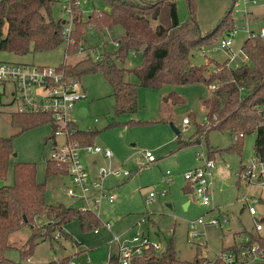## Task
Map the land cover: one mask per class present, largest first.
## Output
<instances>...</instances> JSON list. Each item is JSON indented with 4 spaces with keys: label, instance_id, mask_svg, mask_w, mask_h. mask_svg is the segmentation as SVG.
Returning a JSON list of instances; mask_svg holds the SVG:
<instances>
[{
    "label": "rangeland",
    "instance_id": "1",
    "mask_svg": "<svg viewBox=\"0 0 264 264\" xmlns=\"http://www.w3.org/2000/svg\"><path fill=\"white\" fill-rule=\"evenodd\" d=\"M75 3L82 12L83 19L92 12L108 11L104 0H77ZM192 4L195 24L198 31L204 34L219 23L231 8L232 0H192ZM63 7L61 1L53 3L51 16L53 19L64 18L69 23L70 11L66 8L62 12ZM175 10L178 24H184L188 19L186 1L176 0ZM230 17L234 26L230 50L237 53L246 39L245 28L255 34L264 29V0H244V3L239 1L238 6L232 8ZM121 35L119 27H113L110 33L103 35L90 32L85 37L83 49L88 46L96 47V54L92 57L97 56L103 43H106L105 49L111 50L115 43L109 41ZM225 37L223 35L221 38ZM261 41L264 44V39ZM64 49L65 45L62 43L52 50L24 56L0 53V62L58 67L65 57ZM83 53L81 51L76 57H68L64 61L72 64L83 57ZM225 58L226 52L217 50L216 43H213L211 47L192 51L190 62L192 66H200L207 60L222 63ZM239 58L240 55H237L236 59ZM139 63V54L128 55L119 67L127 70ZM123 80L137 84V78L128 72L124 73ZM79 85L85 93V100L73 107L75 125L82 131L95 130L97 134L93 137L92 144L106 148L111 153V160L106 163L101 161L98 167L107 168L110 165L113 169L128 172L130 177L118 179V184L111 177L102 180L104 189L110 188L113 201L99 202L95 214L100 225L95 232L92 229L81 231L73 220L62 228L70 240L64 236L39 240L25 260L20 257L19 252L23 249L30 228L24 227L9 237L11 249L4 254L7 260L16 264H47L67 258L68 264H106L108 251L111 254L115 251L118 256L119 246L112 242L113 238L122 243L141 234L158 245L154 250L157 256L171 241L177 261L192 262L198 254L212 262L222 248L237 245L245 233H255L253 225L256 223L262 229L257 235L264 238V190H259L255 185L250 186L252 184L240 178L244 174V170L241 173L244 165L254 158V134L244 136L240 153L217 152L230 146V135L227 132H209L204 145L194 144L197 140L194 135L195 125L202 123L204 114L199 99L209 94L205 86L194 84L164 87L161 90L139 87L136 90L135 111L116 115L111 88L99 73L81 77ZM170 91L177 93L184 102L175 106L162 103L161 97ZM7 99V94L0 96V138L9 140L11 154L7 158L5 176L0 180V186H10L13 183V167L16 164L29 163L34 166L35 182L44 183V200L47 203L81 209L82 203L74 202L65 195V189L69 186L66 176L52 174L44 178L45 162L51 150L50 127L44 124L24 130L15 127L10 122L12 108L7 104ZM184 118L188 120V125H182ZM171 126L179 132L178 136L173 133ZM55 140L58 144L61 143L60 137ZM206 146L208 150L216 151L214 157H206ZM145 152L154 157L153 163L146 164L145 159L141 160ZM205 158L214 164L209 205L206 207L191 196V188L182 178L186 171L199 167ZM84 161L85 158L83 163ZM166 172L168 176H165ZM166 177L171 181L166 182ZM184 186L188 188V195L181 192ZM162 190L165 191L163 197L155 196L152 201H145L147 193L158 195ZM249 197L259 198L254 205L255 218H251L246 210ZM184 203L188 204L186 209H183ZM148 217L151 222L147 227ZM211 218L218 221L224 219L226 223L217 228L197 226L194 229L195 237L192 240L187 238L191 223ZM260 219H263L261 223L258 222ZM43 223V218L36 220L37 225ZM105 223L108 228L104 226ZM146 231L149 235L144 234ZM54 236L55 234L53 238ZM81 247L84 248L83 251Z\"/></svg>",
    "mask_w": 264,
    "mask_h": 264
},
{
    "label": "trees",
    "instance_id": "2",
    "mask_svg": "<svg viewBox=\"0 0 264 264\" xmlns=\"http://www.w3.org/2000/svg\"><path fill=\"white\" fill-rule=\"evenodd\" d=\"M59 1L62 2L0 0V53L24 56L52 50L62 43L65 45V61L84 52L83 57L72 64L63 61L58 70L69 80L77 82L83 76L99 73L111 88L116 115L135 111L136 90L139 87L161 90L164 87L201 84L209 90V94L199 99L204 114L202 123L195 125L197 140L194 144L204 145L209 132H227L230 146L217 152L240 153L244 136L254 134L253 155L264 158V44L261 39L245 37L240 47L245 62L236 67L227 66L226 60L222 63L207 60L200 66H192L190 62L192 51L211 47L223 35L227 36L234 30L230 17L232 5L211 31L201 34L193 18L192 0H185L188 19L184 24L177 22L176 0H104L108 11L92 12L85 19L75 3L77 0H67L63 3L62 12L66 8L70 11L69 23L64 18L53 19L51 16V6ZM68 24L70 31L65 35L63 30ZM113 27L121 28L122 35L109 41L115 43L111 50L105 49L106 43H103L93 61L91 58L96 54V47L83 49L86 35L90 32L108 34ZM135 54L140 56L138 66L127 70L119 67L128 55ZM125 72L134 75L137 84L125 82ZM161 102L175 106L184 101L170 91L161 97ZM48 121L46 115L10 112L11 124L20 130L48 125ZM67 130L70 139L81 146L92 145V139L97 134L95 130L82 131L75 125H70ZM205 150L207 158L216 152L208 150L207 146ZM10 154L9 140L0 138V180L5 176ZM52 174L65 176V170L46 161L44 178ZM44 189V183L35 182L34 166L29 163L16 164L13 167V183L0 186V264H16L7 260L4 254L11 249L9 237L24 227H29L30 232L19 255L27 260L39 240H52L56 236L70 240L62 228L73 220L83 232L100 225L94 213L47 203ZM185 189L188 194V188ZM39 218L44 219L41 225L36 224ZM255 233H245L246 245L256 244L264 251V238ZM171 245L170 241L159 256L151 248L145 249L140 257L132 258L128 264H221L219 256L208 262L198 254L192 262H179ZM238 246L239 243L222 248L218 255L234 253ZM68 261L62 258L47 264H68ZM107 264H118L117 255L107 257Z\"/></svg>",
    "mask_w": 264,
    "mask_h": 264
},
{
    "label": "built area",
    "instance_id": "3",
    "mask_svg": "<svg viewBox=\"0 0 264 264\" xmlns=\"http://www.w3.org/2000/svg\"><path fill=\"white\" fill-rule=\"evenodd\" d=\"M67 0H62L65 3ZM244 0H232L233 7L238 6V2ZM77 5V3H76ZM68 12V11H67ZM70 25H66L63 32L68 35ZM246 38H264V30L255 34L245 28ZM234 31H231L225 38L216 43V49L226 52V65L236 67L245 62V57L240 50L237 53L230 52L231 41ZM240 55L239 59H236ZM97 56L91 59L95 61ZM65 60V57L63 61ZM0 96L7 94V104L12 108V112L18 114H39L49 118L48 126L51 129L49 139L51 140V150L47 161L53 163L56 168H63L65 176L69 181V186L65 189V195L74 202L82 203L81 210L95 214L99 202L105 200L110 203L113 196L102 186V180L106 177L114 179H127L130 174L120 169H113L110 165L107 168L98 167L94 180L89 179L87 169L82 162V156H101L106 161H110L111 153L108 149L85 145L81 146L75 140L70 139L67 127L75 125L73 117V107L85 100V93L79 82L69 80L57 67L30 66L14 63L0 62ZM1 105V101H0ZM264 119V114L262 115ZM187 119L182 120V125H187ZM53 127V128H52ZM56 137H60L61 143L56 142ZM145 163H153L154 157L148 152L142 154L141 160ZM214 168L213 161L202 159L199 167L186 171L182 178L191 188V196L202 206L209 205V192L211 188V174ZM240 178L247 183L264 190V158L254 157L248 164L244 165ZM240 173V174H241ZM169 174L166 172L165 176ZM171 181L166 177V182ZM254 186V187H255ZM165 191H160L158 195L152 192L147 193L145 201L150 202L155 196L163 197ZM259 198H247L246 210L250 217L256 216L254 205ZM259 202V201H258ZM96 215V214H95ZM226 221L209 219L207 221L198 219L191 223L187 238L192 240L195 237L194 229L197 226H211L217 228ZM108 228L107 223L104 224ZM261 230L259 223L254 224V231ZM96 229H93L95 232ZM113 243L118 245V264H128L134 257H140L143 250L151 248L153 251L158 245L152 243L144 235L132 237L127 242L120 243L117 238H113ZM247 237L244 236L237 250L234 253H222L219 256L221 264H264V251L256 244L246 245ZM107 264V263H106Z\"/></svg>",
    "mask_w": 264,
    "mask_h": 264
},
{
    "label": "crops",
    "instance_id": "4",
    "mask_svg": "<svg viewBox=\"0 0 264 264\" xmlns=\"http://www.w3.org/2000/svg\"><path fill=\"white\" fill-rule=\"evenodd\" d=\"M264 30V29H263ZM232 44V43H231ZM230 52H232L231 50H230ZM233 53V52H232ZM226 58H227V56H226ZM226 58H225V60H226ZM76 124V123H75ZM188 125V124H187ZM76 127H77V125H75ZM83 158H85V161H84V165H85V167H86V169H87V172H88V175H89V179L90 180H94V178H95V174H96V170H97V167L100 165V163H101V161H103V163H106V160L105 159H103L101 156H82L81 157V159H82V162H83ZM111 160V159H110ZM47 161V160H46ZM107 162H109V161H107ZM111 164V163H110ZM149 164H151V163H149ZM240 166H241V164H240ZM239 166V167H240ZM196 168V167H195ZM130 177V176H129ZM128 177V178H129ZM112 178V177H111ZM114 179V178H113ZM116 180V183L118 184V179H115ZM102 186H103V184H102ZM185 188H187V187H183L182 189H181V192H182V194L183 195H185L186 193L184 192L186 189ZM105 189L106 190H110V188H106L105 187ZM110 192V191H109ZM188 195V194H187ZM78 203H80V202H78ZM188 206V204L187 203H184L183 204V209H186V207ZM252 218V217H251ZM146 221H147V227L149 226V224H150V222H151V220L149 219V217L148 218H146ZM145 221V222H146ZM253 228H254V225H253ZM262 230V229H261ZM260 230V231H261ZM258 233V232H257ZM144 234H146V235H149L148 234V231H146V233H144ZM155 242V241H154ZM230 245V244H229ZM80 247V246H79ZM81 249H82V251L84 250V248H82L81 247ZM115 256L116 257V253H115V251H114V253L113 254H111L110 253V251H108V254H107V257H109V256ZM79 257V256H78ZM77 257V258H78Z\"/></svg>",
    "mask_w": 264,
    "mask_h": 264
},
{
    "label": "water",
    "instance_id": "5",
    "mask_svg": "<svg viewBox=\"0 0 264 264\" xmlns=\"http://www.w3.org/2000/svg\"><path fill=\"white\" fill-rule=\"evenodd\" d=\"M1 90V89H0ZM171 129L175 135H177V131L171 126ZM169 207V206H168ZM184 208V207H183Z\"/></svg>",
    "mask_w": 264,
    "mask_h": 264
}]
</instances>
